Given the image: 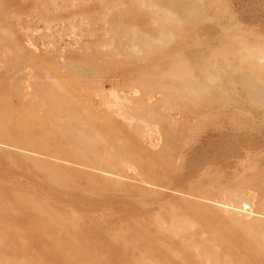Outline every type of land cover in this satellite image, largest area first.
Returning a JSON list of instances; mask_svg holds the SVG:
<instances>
[{"label":"rangeland","instance_id":"374dc122","mask_svg":"<svg viewBox=\"0 0 264 264\" xmlns=\"http://www.w3.org/2000/svg\"><path fill=\"white\" fill-rule=\"evenodd\" d=\"M0 264H264V0H0Z\"/></svg>","mask_w":264,"mask_h":264}]
</instances>
